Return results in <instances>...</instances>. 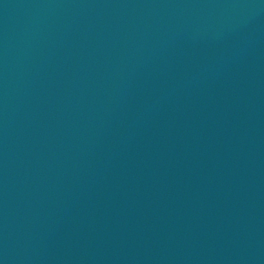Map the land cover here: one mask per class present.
I'll use <instances>...</instances> for the list:
<instances>
[{
	"label": "water",
	"instance_id": "1",
	"mask_svg": "<svg viewBox=\"0 0 264 264\" xmlns=\"http://www.w3.org/2000/svg\"><path fill=\"white\" fill-rule=\"evenodd\" d=\"M0 264H264V0H0Z\"/></svg>",
	"mask_w": 264,
	"mask_h": 264
}]
</instances>
